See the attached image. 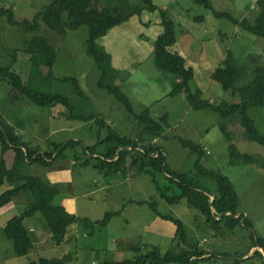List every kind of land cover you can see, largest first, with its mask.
<instances>
[{
	"label": "rangeland",
	"instance_id": "374dc122",
	"mask_svg": "<svg viewBox=\"0 0 264 264\" xmlns=\"http://www.w3.org/2000/svg\"><path fill=\"white\" fill-rule=\"evenodd\" d=\"M210 1L216 10L230 12L236 18H252L256 15L257 0ZM51 2L52 0H0V8L13 11L17 20L32 19ZM154 3L162 9H168L170 18L176 24L177 40L187 37V40L204 43L207 45L208 58L217 54L216 42L223 46L225 53L228 48L231 49L239 63H244L249 54H259L264 58L263 38L244 30L228 18H218L212 9L197 4L194 0H154ZM159 10L151 11L148 15L154 19L161 14ZM198 17L203 20L196 19ZM125 25L128 26L124 27ZM142 28L132 27L129 23L113 28L111 33L125 29V42H122V34H118L115 40H119L120 44L119 47L114 46V49L117 51L116 58L128 70L116 68L111 56L107 67L111 77L116 76L112 78L113 81L130 97L136 111L148 108L153 116L167 114L170 117L171 127L166 128L160 139L146 138V143L159 141V145L169 155L171 168L188 173L194 172L198 156L184 146L182 139L201 145L208 152L202 163L231 179L240 197V213L248 216L257 235L264 238V168L256 164L231 165L229 142L221 130L223 120L220 115L210 109H194L184 94L169 95L176 80L171 74L157 68L149 45L144 47L138 42L155 39L144 33ZM89 35L88 26L68 29L66 34H60L44 23L40 24L38 30L27 32L21 26L11 24L8 15L0 17V65H12V60L17 57L13 66L15 71L26 79L30 75H37L41 65L40 58L29 56L24 50L27 42L34 36L46 37L56 48L57 57L53 66L54 80L46 79L39 86L40 90L67 97L76 115L95 116L89 121H80L71 117L70 110L64 104L46 107L36 105L27 97L14 92L12 85L0 77V121L10 124L24 140L29 141L33 147H40L42 152L53 150L54 143L70 139L94 145L104 139L108 132L107 125L102 126L99 119L117 128L124 136H132L137 132L139 123L128 115L122 103L97 84L101 72L88 54ZM204 65L206 63L201 66L203 73H197L193 81V85L201 89L202 98L218 104L223 101L240 102L239 94L233 96L223 88L217 70L209 71ZM210 75H213V80L209 78ZM68 78H77L87 97L79 94L71 80H65ZM251 114L256 117L264 134V110L253 109ZM229 125V129L239 132L236 124L231 122ZM234 142L241 152L264 157V146L246 139L244 135L237 137ZM76 151L80 157V161L76 160L77 163L72 158L59 159L51 170V167L32 164L26 167V172L53 183V175L50 176L49 173L65 171L66 176L59 177L58 180L66 183L57 185L64 187V194L73 193L75 189L78 206L76 214L81 218L97 221L104 219L109 212L118 214L106 226L97 227L94 234H90L93 231L88 224L80 227L74 224L67 235L69 239L73 236L68 243L52 245L50 230L41 213H37L28 219V224L36 229L34 234L40 236L36 238L35 249L28 256L21 257L16 254L13 241L7 237V222L14 215L22 214L33 197L29 198L27 204L11 203L0 207V264H29L41 257L61 258L75 249L78 251L81 246L93 249L88 250L94 256L93 259L86 260L88 264L145 254L148 246L161 247L164 252L174 251L176 248L173 237L177 226L157 216V212L182 220L189 240L199 242L200 248L209 252L207 255H213L208 260L197 259L193 264H264V260L258 256L237 261L240 255L248 252L252 243L250 231L243 226L237 225L233 230L221 229L216 232L204 225L203 218L187 202L170 203L163 199L151 176L136 174L135 169L130 170L127 178L108 177L96 169L85 170L79 165L87 156L82 147H77ZM69 153L70 149L65 152L66 155ZM131 161L129 158L128 162ZM159 181L171 196L180 193L177 186L164 177L159 176ZM199 183L212 193L217 189L215 181L200 178ZM6 188L2 187L0 193ZM211 197L214 199V196ZM254 251L255 249L246 256L252 255ZM83 253L86 252L80 251L78 259L73 257V260L64 264H82L86 257L83 258Z\"/></svg>",
	"mask_w": 264,
	"mask_h": 264
},
{
	"label": "trees",
	"instance_id": "16d2710c",
	"mask_svg": "<svg viewBox=\"0 0 264 264\" xmlns=\"http://www.w3.org/2000/svg\"><path fill=\"white\" fill-rule=\"evenodd\" d=\"M194 2L212 9L218 18H228L244 30L264 39V0H257L256 15L252 18L248 16L236 18L230 12L218 11L210 0H194ZM144 10H159L162 16L164 32L156 38L153 54L157 68L171 74L176 80L169 95L184 94L194 109H210L220 115L223 120L221 130L229 142L231 165L256 164L264 168L263 156L243 153L234 142L237 137L244 135L246 139L264 146V134L256 117L251 114L253 109L264 110V58L261 55L249 54L244 63H239L235 53L227 49L217 74L223 88L231 92L233 96L239 94L241 100L238 103L223 101L218 104L202 98L201 89L193 85L195 80L193 66L187 64L183 55L170 50V47L177 42L176 24L170 18L168 9L160 8L154 0H141L140 3L134 0H52L32 19L23 20H17L10 9L0 8V17L8 15L11 24L21 26L27 32L38 30L41 23L60 34H66L68 29L88 26L90 29L87 40L88 54L94 59L101 72L97 83L99 88L122 103L128 115L139 123L134 135L124 136L117 128L99 119L102 126L107 125L108 132L104 139L97 141L94 145H86L80 140L70 139L66 142L54 143L53 150L42 152L40 147H33L29 141L24 140L10 124L0 121V189L7 187L0 193V207L11 203L27 204L29 198L33 197L22 214L14 215L7 222V237L13 241L18 256L26 257L36 247L35 237L37 236L34 234L36 229L33 227L31 230L32 226H29L28 219L37 213H41L46 227L50 230L52 245L68 243L70 239L68 240L67 235L74 224H78L79 227L88 224L93 231L90 234H94L97 227L106 226L111 218L118 214L109 212L104 219L97 221L81 218L60 202L63 189L59 185L26 172V167L32 164L50 167L59 159L72 158L77 163L76 160L80 161L77 147H82L87 156L79 165L83 169H96L108 177L118 176L119 178H127L131 169H135L136 174H147L151 176L163 199L170 203L187 202L200 214L204 225L208 228L218 232L221 229L233 230L240 225L249 230L252 243L247 253L257 247L264 248V238L257 235L248 216L240 213V197L231 179L221 171L208 168L202 163L203 157L208 152L201 145L182 139L184 146L195 153L198 159L192 173L173 170L169 164V155L159 145V141L151 140L150 144L146 143V138L159 140L166 128L171 127L169 116L164 114L160 119H155L148 108L136 111L130 97L113 81L112 78L116 76L111 77L107 67L110 54L100 41L110 30L134 16H140ZM196 19L203 20L201 17ZM24 52L29 56L40 58L41 65L37 75H30L26 79L15 71L13 66L17 57L12 60V65H0L1 80L8 81L14 92L43 107L64 104L70 110L71 117L80 121H89L95 117L94 115H76L67 97L40 90L39 86L46 79L54 80L53 66L57 57L56 48L46 37L31 38ZM65 80H71L79 94L87 97L77 78ZM231 122L239 127L238 133L229 129ZM69 149L70 153L66 155L65 152ZM129 158L132 159L130 163ZM159 176L176 185L180 193L174 196L168 194L160 185ZM200 178L215 181L216 191L212 193L208 188L201 186ZM211 196H214V199ZM157 216L177 226L173 237L176 250L164 252L161 247L148 246L145 254H137L131 258L117 257L116 260L106 259L104 263L99 264H193L197 259L208 260L213 256L207 255L209 252L201 249L199 242L189 240L182 220L158 212ZM84 248L86 247L81 246L78 251L75 249L61 258L41 257L38 261H30L29 264H64L73 260V257L78 259L80 250ZM88 248L93 251L92 248ZM247 253L240 255L237 261L241 258L244 260ZM256 256L264 260V252L258 249H255L246 259H253ZM88 261L82 264H88Z\"/></svg>",
	"mask_w": 264,
	"mask_h": 264
},
{
	"label": "crops",
	"instance_id": "0c3cea01",
	"mask_svg": "<svg viewBox=\"0 0 264 264\" xmlns=\"http://www.w3.org/2000/svg\"><path fill=\"white\" fill-rule=\"evenodd\" d=\"M163 8H165V7H163ZM255 10H256V8H255ZM150 12L151 11L144 10L140 16H134L129 21H127L125 23H129L130 26H132V27L142 28V26H144V28H142V30H145L144 33L146 32V33H148V35H150V36L152 35V37H154L155 39L151 40V38H150L149 40H146V41L145 40H139L138 42L141 43V45L144 47L146 45H149L150 51L152 50L151 52H153L155 40L160 34H162L164 32V26L161 25V23H162L161 14L157 15L156 18L152 19L150 17V15H148V14H150ZM127 26L128 25H125L124 27H127ZM112 30H110V32L105 37H103L100 42L106 47V49L110 53V56L112 58V63L116 65V68L126 71V70H128V69L125 70V68H127V66L124 63L121 64L119 62V60L116 58L117 51L114 49V46L119 47L118 45L120 44L119 40H115L118 34H122V36H121L122 42H125V40H124V36H125L124 30L125 29H119V30L113 31L111 33ZM187 39H188L187 37L178 38L177 42L172 47H170V50L173 52L179 53L186 58L187 64L193 66V68H194L195 78H196L197 73L203 71V69L201 68V66H203V63H206V65H204V66L207 69H209V71L210 70L212 71L215 69L217 70L219 68L220 63L225 58V55L227 53V52L226 53L224 52L223 46L219 42L215 43V46L217 47V50H216L217 54L212 55L215 57L208 58L209 54L207 53V50H206L207 45H205L204 43L200 44V43L194 42V40H187ZM209 51H211V50H209ZM213 51L214 50H212L211 52H213ZM210 76H209V78L211 80H213V75H210ZM202 77H204V75ZM207 78L208 77H206V79ZM162 116H160L159 114H157L155 116L152 115V117H154L155 119H160ZM169 122H170V117H169ZM50 167H51L50 168V170H51L53 166H50ZM49 174H50V176L53 175L51 177V179L53 180L52 181L53 184H58V183L65 184L66 183V182L63 183L62 180H58L59 177H65L66 176L65 171H61V170H59V172L52 171V173L50 172ZM62 189H63L62 190L63 194H62V196H60L61 197L60 202L65 204L69 210L77 213L78 206H77V200H76L77 196L74 193L75 189H74V192L70 193V194L69 193L67 194V192H66V194H64L65 193L64 187ZM32 229H33V227L31 228V230ZM39 236H37L35 238H38ZM71 238H73V236ZM68 240H69V238H68ZM88 250H89L88 247L80 250V251L86 252L85 254L83 253L84 254L83 258L86 256L85 260H84L85 262L83 261V263H86V260L93 259V257H94L93 255H91L90 251L88 252ZM251 252H250V254H251ZM87 254H88L89 258H87ZM247 257H249V256H244V259H246Z\"/></svg>",
	"mask_w": 264,
	"mask_h": 264
},
{
	"label": "water",
	"instance_id": "95a60500",
	"mask_svg": "<svg viewBox=\"0 0 264 264\" xmlns=\"http://www.w3.org/2000/svg\"><path fill=\"white\" fill-rule=\"evenodd\" d=\"M259 248L264 251V248H262V247H259Z\"/></svg>",
	"mask_w": 264,
	"mask_h": 264
},
{
	"label": "clouds",
	"instance_id": "9594fccd",
	"mask_svg": "<svg viewBox=\"0 0 264 264\" xmlns=\"http://www.w3.org/2000/svg\"><path fill=\"white\" fill-rule=\"evenodd\" d=\"M257 248H259V247H257ZM256 249V248H255ZM258 250H261L260 248L258 249ZM261 251H263V250H261ZM264 252V251H263Z\"/></svg>",
	"mask_w": 264,
	"mask_h": 264
}]
</instances>
